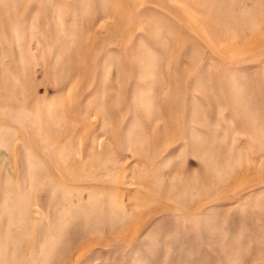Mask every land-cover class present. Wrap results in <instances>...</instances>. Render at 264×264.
<instances>
[{"label": "rangeland", "instance_id": "374dc122", "mask_svg": "<svg viewBox=\"0 0 264 264\" xmlns=\"http://www.w3.org/2000/svg\"><path fill=\"white\" fill-rule=\"evenodd\" d=\"M0 264H264V0H0Z\"/></svg>", "mask_w": 264, "mask_h": 264}]
</instances>
